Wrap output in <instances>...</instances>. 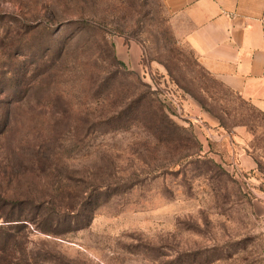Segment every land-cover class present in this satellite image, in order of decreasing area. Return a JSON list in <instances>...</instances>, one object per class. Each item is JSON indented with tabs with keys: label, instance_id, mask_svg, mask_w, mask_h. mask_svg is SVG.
I'll list each match as a JSON object with an SVG mask.
<instances>
[{
	"label": "rangeland",
	"instance_id": "rangeland-1",
	"mask_svg": "<svg viewBox=\"0 0 264 264\" xmlns=\"http://www.w3.org/2000/svg\"><path fill=\"white\" fill-rule=\"evenodd\" d=\"M177 26L0 0V264H264V113Z\"/></svg>",
	"mask_w": 264,
	"mask_h": 264
},
{
	"label": "crops",
	"instance_id": "crops-1",
	"mask_svg": "<svg viewBox=\"0 0 264 264\" xmlns=\"http://www.w3.org/2000/svg\"><path fill=\"white\" fill-rule=\"evenodd\" d=\"M201 64L264 113V0H164ZM123 40L117 55L135 64Z\"/></svg>",
	"mask_w": 264,
	"mask_h": 264
},
{
	"label": "trees",
	"instance_id": "trees-1",
	"mask_svg": "<svg viewBox=\"0 0 264 264\" xmlns=\"http://www.w3.org/2000/svg\"><path fill=\"white\" fill-rule=\"evenodd\" d=\"M121 60V59H120ZM119 62H121L122 63V60L121 61H119Z\"/></svg>",
	"mask_w": 264,
	"mask_h": 264
}]
</instances>
